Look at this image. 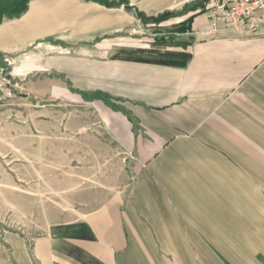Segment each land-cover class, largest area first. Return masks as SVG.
I'll return each instance as SVG.
<instances>
[{
    "label": "crops",
    "instance_id": "0c3cea01",
    "mask_svg": "<svg viewBox=\"0 0 264 264\" xmlns=\"http://www.w3.org/2000/svg\"><path fill=\"white\" fill-rule=\"evenodd\" d=\"M211 1L0 0V84L41 72L103 129L87 134L97 162L64 185L79 217L0 235V264H264V32L213 23ZM127 6L190 27L174 46L93 43L140 20ZM35 45L36 64L6 61ZM105 136L134 157L127 191H114Z\"/></svg>",
    "mask_w": 264,
    "mask_h": 264
},
{
    "label": "rangeland",
    "instance_id": "374dc122",
    "mask_svg": "<svg viewBox=\"0 0 264 264\" xmlns=\"http://www.w3.org/2000/svg\"><path fill=\"white\" fill-rule=\"evenodd\" d=\"M174 34V25L141 19L93 43L119 35L131 43L145 37L166 47L179 42ZM45 50L35 45L5 59L36 64ZM12 78L8 75L0 84L8 90L0 101V235L14 231L35 237L68 228L79 217L80 206L69 203L73 190L64 185L73 186L75 168L83 161L97 162V141L87 134L103 129L91 107L49 93L52 80L49 83L41 72ZM104 138L111 153L102 160L114 170V191H127L134 178V157Z\"/></svg>",
    "mask_w": 264,
    "mask_h": 264
},
{
    "label": "built area",
    "instance_id": "2783aa9c",
    "mask_svg": "<svg viewBox=\"0 0 264 264\" xmlns=\"http://www.w3.org/2000/svg\"><path fill=\"white\" fill-rule=\"evenodd\" d=\"M209 8L213 23L222 20L232 28L264 32V0H212Z\"/></svg>",
    "mask_w": 264,
    "mask_h": 264
},
{
    "label": "water",
    "instance_id": "95a60500",
    "mask_svg": "<svg viewBox=\"0 0 264 264\" xmlns=\"http://www.w3.org/2000/svg\"><path fill=\"white\" fill-rule=\"evenodd\" d=\"M126 10L127 11H133L135 13L137 19L146 20L150 24H157V23L163 22L167 17V15H163V16H159V17H155V16H148L147 17L144 14L140 13L138 11V9L134 6H127Z\"/></svg>",
    "mask_w": 264,
    "mask_h": 264
},
{
    "label": "trees",
    "instance_id": "16d2710c",
    "mask_svg": "<svg viewBox=\"0 0 264 264\" xmlns=\"http://www.w3.org/2000/svg\"><path fill=\"white\" fill-rule=\"evenodd\" d=\"M189 25L188 22H183L182 24H180L177 28H175L176 32H186L189 29ZM176 62V61H175ZM180 64H185V61H179Z\"/></svg>",
    "mask_w": 264,
    "mask_h": 264
}]
</instances>
